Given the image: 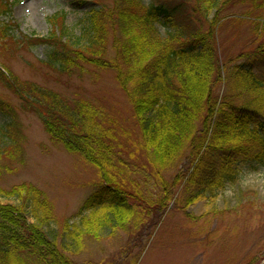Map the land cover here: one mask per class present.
I'll return each mask as SVG.
<instances>
[{"label":"trees","instance_id":"16d2710c","mask_svg":"<svg viewBox=\"0 0 264 264\" xmlns=\"http://www.w3.org/2000/svg\"><path fill=\"white\" fill-rule=\"evenodd\" d=\"M241 5V13L222 14ZM11 10V1L0 0V51L25 43L10 34ZM83 17L78 34L65 13L50 15L47 36L26 35L28 44L51 46L42 63L57 72V81L81 78L90 68L112 72L134 127H124L97 100L67 99L0 64V86L19 99L14 105L0 97L6 118L0 161L25 151L20 109L38 117L51 142L99 175L96 192L59 232L50 229L54 207L44 191L26 182L0 185V195L15 200L0 202V264H80L69 253L88 240L137 228L170 203L193 218L186 207L235 182L240 165L264 166V0L100 1ZM226 21H249L254 47L222 58L217 30ZM183 156L190 167L168 180L165 174Z\"/></svg>","mask_w":264,"mask_h":264},{"label":"rangeland","instance_id":"374dc122","mask_svg":"<svg viewBox=\"0 0 264 264\" xmlns=\"http://www.w3.org/2000/svg\"><path fill=\"white\" fill-rule=\"evenodd\" d=\"M10 1L9 19L13 23L10 34L25 43L15 50H1L0 64L22 80L50 88L67 99L97 100L116 115L124 127L133 128L131 105L112 72L90 68L81 78L62 75L57 81V72L42 63L51 46L28 44L26 39V35L47 36L51 30L48 17L57 12L65 13L67 26L79 34L83 29V16L89 9L100 1L111 5L112 0ZM150 1L144 0L145 3ZM152 1L175 5L179 0ZM192 5L190 1L187 8L190 10ZM245 6L231 7L222 14L241 13L246 10ZM212 17L213 14H209L208 19ZM3 18L0 15V24ZM217 32L222 58L249 51L257 43L249 21H226ZM0 97L14 105L19 103L3 86H0ZM17 117L24 132L25 151L15 159L0 161V185L10 189L26 182L44 191L54 207L55 221L50 229L59 232L62 222L66 218H71V222L76 220L82 201L96 192L98 171L78 154H71L51 142L33 113L18 109ZM4 120L5 116L0 114V123ZM176 165L165 174L168 180L178 173L183 174L191 164L183 156ZM0 202L15 200L0 195ZM186 209L193 218L170 203L141 226L88 240L78 253H69V256L80 264L89 260L101 264H131L135 258V264H264V166L240 165L235 182H228L213 195L197 199ZM29 220L33 222L32 218ZM44 229L49 230L47 226Z\"/></svg>","mask_w":264,"mask_h":264}]
</instances>
